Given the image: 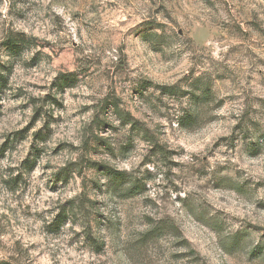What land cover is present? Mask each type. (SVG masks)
<instances>
[{
    "label": "rangeland",
    "instance_id": "374dc122",
    "mask_svg": "<svg viewBox=\"0 0 264 264\" xmlns=\"http://www.w3.org/2000/svg\"><path fill=\"white\" fill-rule=\"evenodd\" d=\"M0 264H264V0H0Z\"/></svg>",
    "mask_w": 264,
    "mask_h": 264
},
{
    "label": "trees",
    "instance_id": "16d2710c",
    "mask_svg": "<svg viewBox=\"0 0 264 264\" xmlns=\"http://www.w3.org/2000/svg\"><path fill=\"white\" fill-rule=\"evenodd\" d=\"M62 215H63V214H62ZM63 221H64V220H61V221L57 224L58 227L62 225Z\"/></svg>",
    "mask_w": 264,
    "mask_h": 264
}]
</instances>
